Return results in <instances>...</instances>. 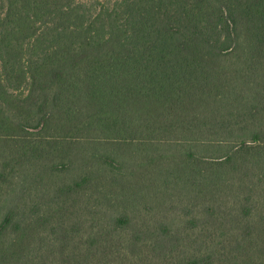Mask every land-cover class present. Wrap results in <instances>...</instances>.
I'll use <instances>...</instances> for the list:
<instances>
[{
    "label": "trees",
    "instance_id": "obj_1",
    "mask_svg": "<svg viewBox=\"0 0 264 264\" xmlns=\"http://www.w3.org/2000/svg\"><path fill=\"white\" fill-rule=\"evenodd\" d=\"M0 264H264V0H0Z\"/></svg>",
    "mask_w": 264,
    "mask_h": 264
},
{
    "label": "rangeland",
    "instance_id": "obj_2",
    "mask_svg": "<svg viewBox=\"0 0 264 264\" xmlns=\"http://www.w3.org/2000/svg\"><path fill=\"white\" fill-rule=\"evenodd\" d=\"M3 195L0 193V209L2 208V205H3V200H2ZM0 218H1V213H0Z\"/></svg>",
    "mask_w": 264,
    "mask_h": 264
}]
</instances>
